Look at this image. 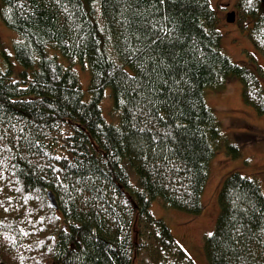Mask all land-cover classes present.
<instances>
[{
  "label": "trees",
  "instance_id": "obj_1",
  "mask_svg": "<svg viewBox=\"0 0 264 264\" xmlns=\"http://www.w3.org/2000/svg\"><path fill=\"white\" fill-rule=\"evenodd\" d=\"M0 7L18 36L20 69L0 61V263L194 264L151 204L192 217L203 211L209 164L223 142L207 91L235 78L243 104L264 119V89L223 53L209 0ZM235 10L264 58L261 1L237 0ZM74 64L88 72L86 90ZM106 97L114 123L101 111ZM224 150L238 158L226 141ZM217 200L204 238L208 264H264L259 184L230 172Z\"/></svg>",
  "mask_w": 264,
  "mask_h": 264
},
{
  "label": "rangeland",
  "instance_id": "obj_2",
  "mask_svg": "<svg viewBox=\"0 0 264 264\" xmlns=\"http://www.w3.org/2000/svg\"><path fill=\"white\" fill-rule=\"evenodd\" d=\"M209 2L217 17L223 53L232 62L249 68L264 89V58L254 49L247 33L239 28L238 13L234 24L226 22L228 12H236L237 0ZM17 41L18 36L10 32L0 19L1 66L12 67L15 74L20 71L12 57V47ZM72 69L78 75L81 87L86 90L89 82L86 69L78 64H74ZM108 94L109 90H106L105 96ZM205 97L207 105L220 123L223 142L209 164L208 181L202 197L203 211L199 216L192 217L166 209L158 201H154L150 207L152 216L164 222L176 243L194 264H208L204 253V238L213 231L219 210L217 197L224 178L230 172H236L256 181L264 194V119L243 104L241 84L235 78L228 79L220 90L207 91ZM100 106L106 119L116 122L117 116L112 112L110 99L104 98ZM225 141L237 148L238 158H231L227 154L224 150ZM130 178L135 182L132 174Z\"/></svg>",
  "mask_w": 264,
  "mask_h": 264
},
{
  "label": "water",
  "instance_id": "obj_3",
  "mask_svg": "<svg viewBox=\"0 0 264 264\" xmlns=\"http://www.w3.org/2000/svg\"><path fill=\"white\" fill-rule=\"evenodd\" d=\"M262 5L264 6V0H260ZM235 17H236V14L235 12H230L226 15V22L229 23V24H234L235 23ZM47 198L49 200V203L50 205L53 207V208H57L56 207V202H55V199H54V196L52 195V193L48 192L47 193ZM0 264H3V263H0Z\"/></svg>",
  "mask_w": 264,
  "mask_h": 264
},
{
  "label": "flooded vegetation",
  "instance_id": "obj_4",
  "mask_svg": "<svg viewBox=\"0 0 264 264\" xmlns=\"http://www.w3.org/2000/svg\"><path fill=\"white\" fill-rule=\"evenodd\" d=\"M232 12V11H231ZM229 13V12H228Z\"/></svg>",
  "mask_w": 264,
  "mask_h": 264
}]
</instances>
